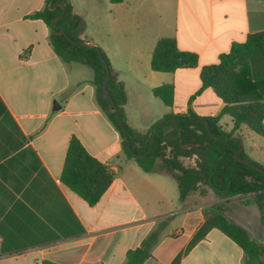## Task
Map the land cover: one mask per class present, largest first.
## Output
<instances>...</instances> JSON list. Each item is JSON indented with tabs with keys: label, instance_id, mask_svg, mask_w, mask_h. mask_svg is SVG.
Segmentation results:
<instances>
[{
	"label": "crops",
	"instance_id": "0c3cea01",
	"mask_svg": "<svg viewBox=\"0 0 264 264\" xmlns=\"http://www.w3.org/2000/svg\"><path fill=\"white\" fill-rule=\"evenodd\" d=\"M46 1L0 0V264H123L127 252L156 228L158 238L142 264H172L178 254L177 264H247L243 250L217 228L186 247L219 204L229 220L264 243L259 209L246 203L252 195L219 199L207 187L204 194L180 201L171 175L158 169L145 172L123 157L120 134L96 102L92 69L64 62L50 43L47 24L30 16ZM70 3L80 16L81 10ZM94 3L103 7L97 24L102 34L93 37L83 20L80 38L105 54L113 77L124 85L126 122L139 131L166 113L188 108L216 116L224 102L212 88L191 98L201 86V68L218 63L233 43L264 30V0ZM160 37H173L178 49L195 53L197 65L152 70L150 58ZM166 83L173 85L169 106L152 94V88ZM251 83L240 88H252L264 103V80ZM218 124L227 132L234 127L230 114H222ZM232 136L264 168V136L244 123ZM72 137L114 171L112 183L93 205L61 178ZM256 149L260 154L254 156ZM241 208L245 211L232 213ZM168 216L173 219L166 221ZM175 222L178 226L169 227Z\"/></svg>",
	"mask_w": 264,
	"mask_h": 264
},
{
	"label": "trees",
	"instance_id": "16d2710c",
	"mask_svg": "<svg viewBox=\"0 0 264 264\" xmlns=\"http://www.w3.org/2000/svg\"><path fill=\"white\" fill-rule=\"evenodd\" d=\"M110 1L122 2V0ZM56 3L54 8H49ZM59 4H63L65 10L63 16L56 20L55 28L63 30L65 34L54 33L51 26L52 19L62 11ZM30 16L41 18L47 24L50 30V43L55 53L64 62H80L92 69L96 102L120 134L123 157L133 159L145 172L158 169L171 175L176 181L180 201L195 192L204 194L207 187L219 199L251 194L252 198L246 203L257 205L260 222L264 225V173L234 159L233 154L239 147L237 140H223L232 136L233 130L242 123L264 136L262 96L254 92L252 88L247 91L240 88V84L247 82L252 86L254 85L252 81L264 80V30L247 35L243 42L233 43L227 53L219 55L218 63L201 68L199 74L201 86L191 98L206 87L212 88L224 102V106L216 116H201L188 108L185 113L164 114L145 131L136 130L129 126L125 119L124 85L116 81L109 68L107 90L125 127L129 141L128 148L112 101L101 95L105 67L97 50L69 40H82L80 34L84 29L83 21L73 12L70 0H47L42 10ZM98 48L108 63L105 54L100 47ZM196 65L197 55L178 49L173 37H160L156 40L150 58L152 70L173 72L177 68H192ZM152 94L164 105L169 106L173 100V85L166 83L156 86L152 88ZM222 114L232 116L234 121L232 131L227 132L218 124ZM171 118L173 119L166 121L157 129L152 146L147 151L157 123ZM205 121L208 122L212 135L208 132ZM143 152L146 153L137 155ZM238 156L247 158L264 169L250 159L244 151L241 150ZM187 160L190 164H185ZM61 178L89 205H93L112 183L114 171L90 155L79 140L72 137L67 147ZM223 211L222 204L211 208L210 213L193 234L186 251L201 240L211 228H217L243 250L244 261L247 264H264V243L252 239L243 227L229 220ZM159 232V228L154 229L142 240L139 247L129 250L123 264H142L150 257V250ZM180 256L181 254H178L172 264H177ZM47 264L55 263L47 262Z\"/></svg>",
	"mask_w": 264,
	"mask_h": 264
},
{
	"label": "water",
	"instance_id": "95a60500",
	"mask_svg": "<svg viewBox=\"0 0 264 264\" xmlns=\"http://www.w3.org/2000/svg\"><path fill=\"white\" fill-rule=\"evenodd\" d=\"M56 5H57V3L54 4V5L49 6V8L52 9V8H54ZM59 5L62 7V11H61L60 14L56 15V16L52 19V21H51V26H52V28H53L54 33H62V34H65L63 30H57V29L55 28V22H56V20H57L58 18H60V17L63 16V14H64V10H65L63 4H59ZM69 40H70V42H72V43H75V44H78V45H82V46H86V47H93V48H95V49L97 50V52H98V54H99V56H100V59H101L103 65H104V67H105V76H104L103 84H102V88H101V95H102L103 97L108 98V99H110V100L112 101L111 96H110V94H109V92H108V90H107V83H108L109 76H110L109 65H108V63L106 62V60L104 59V57L102 56V53L100 52L98 46H97L96 44L88 43V42H85V41H82V40H78V41H74V40H71V39H69ZM112 103H113V106H114V111H115V113H116V115H117L118 123H119V125L121 126L122 131H123V134H124V136H125V138H126V145H127V147L129 148V141H128V137H127V133H126L125 127H124V125H123V122H122V120H121V117H120V114H119V112H118L117 107L115 106V104H114L113 101H112ZM172 119H173V118H171V119H164V120H161V121H159V122L157 123V125H156L155 128L153 129V133H152V141H151L150 146H149V148H148L147 151H149V149H150L151 146H152L153 139H154V135H155L157 129H158L163 123H165V122L168 121V120H172ZM205 125H206V128H207L208 132L211 134L210 129H209V126H208V122H207V121H205ZM211 135H212V134H211ZM223 140H237V141L239 142V147L235 150V152H234V154H233L234 159L237 160V161H239V162L246 163V164L252 166L253 168H255V169H257V170H259V171H261V172L264 173V169H262L261 167H259L256 163L252 162L251 160H249V159H247V158H242V157H239V156H238V153L242 150V141H241V139H240L238 136H230V137H227V138H223ZM147 151H146V152H147ZM146 152L138 153L137 155H144Z\"/></svg>",
	"mask_w": 264,
	"mask_h": 264
},
{
	"label": "rangeland",
	"instance_id": "374dc122",
	"mask_svg": "<svg viewBox=\"0 0 264 264\" xmlns=\"http://www.w3.org/2000/svg\"><path fill=\"white\" fill-rule=\"evenodd\" d=\"M94 1L95 0H73V4L76 6V8L81 10L80 12H82V13L80 14V16L79 15L78 16L82 19V21L84 20L88 24L89 33L93 37L98 38L99 34H102V32L100 30H97V24H98V20H99V15L101 13H103V7H102V4H100V3H97V5H95ZM103 31L109 32V27H104ZM109 37L110 36H108V38ZM87 69H89V68H87ZM157 103L160 107H164L160 101H158ZM247 154L249 156H252V155L257 156L260 154V151L258 149H256L255 152L252 153V155H251V153H247ZM185 164H190V161H188V160L185 161ZM168 179H169V181H172V183H174V185L177 189L176 191H178L176 181L170 177ZM244 209L245 208H241L240 210H232V213L237 215L239 212L245 211ZM173 216H175V215H173ZM173 216L166 217L167 218L166 221H168V220L171 221L173 219ZM178 224L179 223H176V222L172 223V224L169 223V227L178 226Z\"/></svg>",
	"mask_w": 264,
	"mask_h": 264
}]
</instances>
